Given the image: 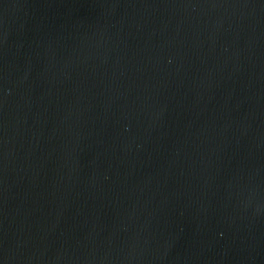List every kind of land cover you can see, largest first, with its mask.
I'll return each instance as SVG.
<instances>
[{"label": "water", "instance_id": "95a60500", "mask_svg": "<svg viewBox=\"0 0 264 264\" xmlns=\"http://www.w3.org/2000/svg\"><path fill=\"white\" fill-rule=\"evenodd\" d=\"M0 264H264V0H0Z\"/></svg>", "mask_w": 264, "mask_h": 264}]
</instances>
